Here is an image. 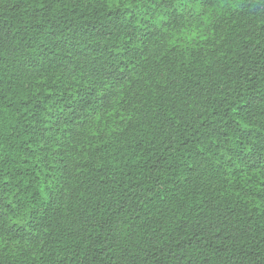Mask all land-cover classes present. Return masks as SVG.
<instances>
[{
    "label": "trees",
    "instance_id": "1",
    "mask_svg": "<svg viewBox=\"0 0 264 264\" xmlns=\"http://www.w3.org/2000/svg\"><path fill=\"white\" fill-rule=\"evenodd\" d=\"M0 0V264H264V0Z\"/></svg>",
    "mask_w": 264,
    "mask_h": 264
},
{
    "label": "snow or ice",
    "instance_id": "2",
    "mask_svg": "<svg viewBox=\"0 0 264 264\" xmlns=\"http://www.w3.org/2000/svg\"><path fill=\"white\" fill-rule=\"evenodd\" d=\"M138 2V0H137ZM204 3V4H208L210 5L211 7H216L217 4L216 3H213V0H195V3L197 4H200V3ZM230 0H219V3H229ZM129 8H133L135 7V4L132 2V0H129V3L127 5Z\"/></svg>",
    "mask_w": 264,
    "mask_h": 264
}]
</instances>
